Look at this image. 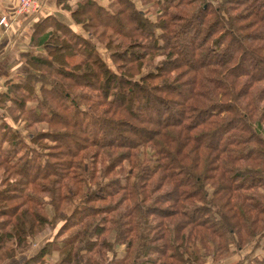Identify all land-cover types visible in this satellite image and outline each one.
I'll return each mask as SVG.
<instances>
[{"label": "trees", "instance_id": "trees-1", "mask_svg": "<svg viewBox=\"0 0 264 264\" xmlns=\"http://www.w3.org/2000/svg\"><path fill=\"white\" fill-rule=\"evenodd\" d=\"M114 1L79 9L119 74L54 23L39 44L58 49L29 56L20 101L3 95L27 127L61 129L26 141L0 123V264L47 227L70 235L22 264H208L264 236V0H142L143 14ZM70 52L83 75L59 71ZM82 88L99 96L83 103Z\"/></svg>", "mask_w": 264, "mask_h": 264}, {"label": "rangeland", "instance_id": "rangeland-1", "mask_svg": "<svg viewBox=\"0 0 264 264\" xmlns=\"http://www.w3.org/2000/svg\"><path fill=\"white\" fill-rule=\"evenodd\" d=\"M113 1L114 0H110V4ZM115 4H116V2L114 1L111 4V6L112 5L114 6ZM79 8H80V6L78 8H75V6H73V7L68 6V9H67L69 17L74 22V25L77 26V28H78V29H76L77 31H73V32L83 36V38L87 39L88 42H93L95 49H96V53L99 55V57L101 58L103 63L108 65L110 67L111 71L119 74V71L117 69L119 66H118V64L114 63V61L111 60L112 52H110L105 45L107 43L106 37H105V40L102 38V42H104L103 44L99 42L100 34H105V32L103 31V29H99V28L97 29L94 27L91 28V26L88 28V23L90 22L89 21L90 18L83 15V14H80L81 11ZM110 8L111 7H109V9ZM115 8L117 9L118 5H116ZM141 12L143 14L146 11L141 10ZM145 17H146V15H145ZM90 25H92V23ZM127 26L128 25L126 23H123V24L117 26V28L119 30H125ZM59 33L61 34L62 32H59ZM63 35L64 34L62 33L59 37H62ZM118 40H121V39L118 36H113V41L118 42ZM126 44H129V43H126ZM57 46H58L57 44H53V43L51 45H49L47 48H45V50H44L45 54L44 55L46 57L50 56L51 51H56L58 49ZM114 46H116V45L113 44V47ZM84 48H85V46L83 45L82 50H85ZM137 51H140V49L137 48ZM53 53L56 54L58 52H53ZM56 55H58V54H56ZM71 55H74V53L70 52V54L69 53L63 54V56L60 59L63 63V66L60 65L59 71H62L63 73H65V75H69L70 77L83 75V73H85V71H87L84 68H79V65L85 59L82 56L83 54L80 53V55L78 54V56H71ZM165 55H166L165 52L158 54L154 65L155 66L159 65L163 60H165V58H166ZM252 64H253V62L249 61L245 64L246 66H244V67L249 68L252 66ZM119 65H120V67H122L123 64L120 63ZM56 68L57 67H55V70H56ZM42 72L47 74L48 78H52V79L56 78L57 79V77H58L57 75L54 76V74L52 72H50L49 69H45ZM147 72H149L148 68H147V70H144L143 73L146 74ZM58 79L63 83H67V82H65V80H61V78H58ZM90 82H91V80H87V83H90ZM13 91H14L13 89H12V91H11V89H8V92L12 96V99L20 101L22 99L21 93H23V92H21L19 94V92H16V91L13 92ZM72 93L76 94V97L78 98V100L83 101V103H85V101L94 100V98L96 96H99L98 93H96L90 89H86V88H82L79 90H73ZM32 94H31V96L33 97ZM64 94H67V92H65ZM34 95L38 96V98H39L42 95V93H40V91L38 89H36ZM25 96H26V94H25ZM64 98H66V96H64ZM3 104H4L3 106H0L1 107L0 110H2L3 113L6 114L7 119H8L7 122L9 125H11V129H13V131L20 133L22 138L26 141L28 140V137H32L33 135L41 137L42 135H47V133H50V132L53 133V132L61 129V128H53L46 123L37 124V125L29 128V127H27V124H25V121H24L26 116L22 112L17 111L16 110L17 108H14L16 106H14V104L11 101H4ZM27 106L30 108L32 107L31 103L27 104ZM11 108H13L12 111H10ZM0 123H3V124L6 123L2 119L1 116H0ZM43 144L49 145V149L47 150L48 152L54 151V148H51V147L53 145H56V144H54L53 142L48 140V141L43 142ZM2 177H3V170L0 171V182L3 179ZM39 197L42 198L44 196H39ZM69 209H71V208H69ZM48 211H49L48 214L51 216L52 215L51 214L52 209L50 207H49ZM57 228H56V230H53L52 227H47L38 236H36L35 238H32L33 240H31L29 247L24 252L17 253L13 259H15L16 257H21V256H23L22 258L27 257L29 259L30 257L37 254V252H39L41 250V248L44 247L47 243L52 242V241L56 242L55 246H53V251H52L54 253V254L52 253L53 254L52 257L55 258L57 255L58 243H60V241H63L64 239H66L70 235L69 233H66L62 237L56 238L55 236H56V233L58 231ZM257 242H258L257 244H256V241L252 242L249 246L245 247L241 252L234 254L233 256L228 258L227 260H221V261H217V262H213L210 260L208 262V264H247L250 259L264 255V236H262L261 240L259 239V241H257ZM252 252H253V255L248 256Z\"/></svg>", "mask_w": 264, "mask_h": 264}, {"label": "crops", "instance_id": "crops-1", "mask_svg": "<svg viewBox=\"0 0 264 264\" xmlns=\"http://www.w3.org/2000/svg\"><path fill=\"white\" fill-rule=\"evenodd\" d=\"M87 1H95L106 9L113 3L110 4V0H37L34 11L18 15L19 0H0V14L8 18V26H0V101H9L3 95L8 92L10 86L24 81L34 72L28 63L30 55L46 57V46L39 42L46 34L54 31L53 23L77 31L78 28L69 17L67 9L68 6L78 8ZM131 1L140 10L150 9V5L144 6L142 0ZM3 105L0 102V106ZM1 113L0 116L7 122L6 114L3 111ZM22 257L11 259L5 264H22L28 260L27 257Z\"/></svg>", "mask_w": 264, "mask_h": 264}, {"label": "built area", "instance_id": "built-area-1", "mask_svg": "<svg viewBox=\"0 0 264 264\" xmlns=\"http://www.w3.org/2000/svg\"><path fill=\"white\" fill-rule=\"evenodd\" d=\"M37 0H19L17 14L24 15L31 13L36 8ZM0 26H8V18L0 14Z\"/></svg>", "mask_w": 264, "mask_h": 264}]
</instances>
